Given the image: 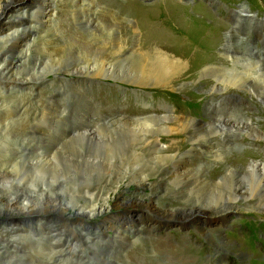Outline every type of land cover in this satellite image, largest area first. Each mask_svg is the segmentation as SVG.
Here are the masks:
<instances>
[{
  "label": "rangeland",
  "instance_id": "374dc122",
  "mask_svg": "<svg viewBox=\"0 0 264 264\" xmlns=\"http://www.w3.org/2000/svg\"><path fill=\"white\" fill-rule=\"evenodd\" d=\"M107 1L108 0H105L106 4L108 3V6H112L111 8H114L115 12L118 15H121L123 19L127 18L131 20L132 24H128L126 22L120 23L117 19L118 16L109 13L98 14L96 15V18L99 19L103 24H105L106 27L109 26V28L115 29V33L119 38H121L123 43L130 42L135 43L137 46L143 47L142 49L146 52H142L141 54L146 55V59L144 60L145 63L149 62L147 61L149 54L152 55L151 58L158 57V60L160 61H163L164 59V62L168 64L164 65V62H160L162 65H164V68H156V70L162 69L165 73L168 72L169 74H164V72H162L160 74L161 79L159 80L161 82H149V87H141L137 85L132 86V84H129L127 82L110 80L108 78L100 79L99 77L94 78L87 76L71 77L67 74H65L64 76L61 75L62 73L57 74L55 71L48 75H42L45 80H42L43 83H37L34 86V89L28 90L25 87L23 90H12L0 86V99H2L0 100V142H5L6 138L8 144L16 141L15 143H13L16 148L19 142L22 143V145H19L18 147L21 156L23 155L22 152H24L25 150H32L40 153L44 150V145L47 143V140H52L53 137L54 139H56L55 137H58V133L64 134L65 132L67 133L71 130L77 131L78 129L82 131L84 128H86L84 130L93 131L98 126L112 123L113 121L115 122L120 119L122 122L136 121V119L139 117L158 115L166 116L167 114L169 115V113H173V117H175L177 120L175 122L167 123V126L170 129H181L179 128L180 126H178L176 123L179 124L184 117H193L195 121H201L202 124L207 125L205 127L206 129H211V124L213 127H215L214 122H219V125L217 124L215 129L221 128L220 130L226 132L227 134L225 137L227 138V141H230L232 143L231 144L229 142L223 144L221 138L213 137L214 142L218 144V146L215 147L217 150L214 151V154H220V156L222 155L223 159L234 160L237 156H246L245 154L252 152L254 153V157H249L251 156V154H249L248 158H252V160H261V155H264V142L255 140L252 141L248 139V137L245 138V131H243V129H250L249 126H247L246 118H248V120L252 122L256 129H262V131L264 132V68L256 69L253 64L255 60L251 58V56L255 57V54H257V52V56H264V37L261 36L262 32L260 28H258V30L256 31V35H253L252 33L250 34V31H248V29L250 30L251 27H249L248 23L250 22L251 18H246V14L244 12H240V10L241 7H245L246 11H248L247 14L253 15L254 18L258 20V22L257 20H255V22L257 23L256 25L264 27V0ZM53 2L54 4L57 3V9L55 10V15L52 21H54L55 24L60 25V27L63 22H65L64 24L69 25L68 28L65 27L61 29L64 34L69 33L71 40L74 39L72 36H78V39H87L83 41L84 47L85 49H87V51L92 52L93 55L99 59L104 58L105 60H109L113 53L114 39L109 35L106 36L103 34H101V37L97 39H95L94 37H88L89 33L85 28L77 27L76 24L72 22L73 20L70 12H65L66 14L61 13L60 4L58 3V1L53 0ZM142 10L145 11L143 12ZM239 14L244 17V23L242 24V30L239 33L236 32L238 33V38H235L232 35L233 33L229 35V32H231L233 22L236 21V16H238ZM100 18L104 19L102 20ZM6 22V17L2 18L0 21V26L5 25ZM127 29L131 32H128ZM136 29L138 31L134 34L133 32ZM240 33L242 35H246V37H243L244 39H241ZM48 34L46 35L48 41L52 42L53 40H56L57 35ZM38 37L39 35H36L35 42L33 43V40H31L30 43H32L31 45L35 46L34 49L40 50L42 47V43L40 42V38ZM232 38L234 39V41ZM247 39H253V43L257 42L255 47L253 48V51L255 50V53L250 54V59H252L250 61H246L242 57L246 56V53L242 49H245V47L249 45L248 43L246 45L244 44ZM228 41H231L230 44L232 43V45L235 46L233 47L235 53L238 47L242 50L241 55L239 54L238 56L232 57L228 53L229 58L223 55V52L226 53L227 50L232 47L230 44H228ZM151 47L157 49L159 55L161 56L154 55L155 50L153 51L154 48ZM127 54L128 53L124 54L125 58L128 56ZM235 57L237 60L235 59ZM154 60L155 59H152V61ZM197 60H199L200 62H204L203 64L195 63V61ZM28 61L31 62L32 59H28ZM17 64L18 63L10 64V66L8 67L9 70L14 71L15 68L13 67L21 65ZM218 64L220 66H223L224 68H219ZM190 65L192 69L190 68ZM122 67L123 69H113V74L121 75L123 73V75H126L130 72L132 66L126 63ZM227 69H229V71ZM19 71V73L22 75L19 77H23L24 74H27V72L23 73L22 69H19ZM120 71L122 73H119ZM218 79H221L222 81H219ZM249 79L252 81H250ZM260 79H263V82ZM235 82H239L240 84H237ZM232 83H235L236 85H232ZM249 83L252 85H250ZM214 85H216L218 89L223 88L224 90V88H226V90L223 91V93L221 91L210 92L211 88ZM62 88H64L65 90ZM260 88L262 89L260 90ZM9 91L17 93L20 99H26L27 97L34 98L31 104L35 103L38 100L42 101L44 98H46L45 100L46 102H48V104L54 102V100L61 101L59 104L61 109H59L64 111L59 122L61 124H57L56 118L53 116V114L56 113L53 111L56 110V107H54V109L51 111L52 115L50 116L48 112V106H46L47 114H44L45 118L41 115V112H36L34 114L30 112L29 114V111L31 110L28 106H25L26 104H24L27 103V101H23V103H15L13 101V104V102H10L12 92L10 93ZM205 91H207V93H205ZM213 93L217 94L215 95ZM52 95L54 97L50 98V96ZM40 96H43V98L40 99ZM48 104L46 103V105ZM18 107L22 110H20ZM222 110L224 111L220 112ZM71 111H73V114L71 113ZM5 112L7 114H5ZM74 113L77 115H75ZM76 117L78 118V120ZM72 120L73 122H71ZM80 120L82 123L80 122ZM15 121L18 122L16 123ZM14 126L16 128H14ZM81 126L82 128H80ZM93 126L97 127L94 128ZM65 127L66 129H64ZM117 127L118 128L116 129H128L126 126L122 125H120V127L117 125ZM191 128L195 129L194 127ZM63 129L64 133L62 132ZM97 129H104V127L101 126ZM17 137H19L20 139H18ZM164 137L165 135L158 138L159 142H161L164 147H167L169 143L176 142L178 143V145L180 144V150H183V153L188 152V155H182V153L179 156L183 157L180 160L184 161L185 163L183 164V166H185L184 170L186 169L188 171L192 169V166L193 168H195L199 165L201 166L202 163H205L208 164L205 169H207L208 171L215 170L217 174L213 177H219V174L221 172L219 168L224 167V164H222V158H211L212 156H207L208 154H205L204 151L200 152L199 155H190L191 153H189V151H186L187 147H189V144L187 143V137L184 134L179 136L176 135L175 138L169 135L165 138ZM240 138H245V142H240ZM218 139H220V142ZM41 142H43L44 144H41ZM198 151L199 150L197 149L196 153H198ZM166 154L169 155L171 154V152H167ZM14 156L15 155L12 154L7 155L4 158H0V168H3L6 165L14 162ZM100 162L101 165L104 164L102 160ZM158 165L159 163L155 165V163L153 162H143L142 167L143 169L146 168L148 171H151L152 168L150 167H157ZM114 168L115 167L113 166L112 169ZM263 174L264 169L259 173V175H257L256 180L251 179L249 175H245L242 178L236 176L226 177L223 179L219 178L216 180V183H218L219 185L221 184L222 188H224L223 194L228 193L226 192V189L229 188V185H232V189L235 190V196L238 193V183L242 182L244 187L248 189L247 195H252L255 193L256 183L259 182V180L261 182H264ZM38 177L39 176H37V178ZM94 177L96 178V174L94 175ZM38 179L37 180L39 182L46 180L47 185L50 183L49 178H43V175ZM148 181L152 183L153 180L148 179ZM79 182L80 181H78V184L76 185L77 187H74L73 193L71 186L63 187L60 189V191L57 189V191L55 190L54 192L57 194L60 193L59 195L64 199L63 204H67L66 206L68 207V209L75 214V218H73L71 221L65 220V218L67 217L61 218L62 220H64L63 222L66 223V229H60L62 234L59 235L60 230H55L50 233L56 234L53 238L51 235H47L49 233V230L46 225L49 222L54 221L55 219L47 223H44L43 219L39 220L40 218H42V216L50 218L57 216L58 213L48 212L43 215H34L32 219H35L37 217V221L39 220L38 222L34 220V222H36V224L41 223L40 226L34 224V227L39 226L38 230L40 231L34 232V228L31 229L28 225L27 227L20 226L19 231L15 232V235L9 233L8 236L10 238H13L14 240L13 242H11L8 248L5 247V249L0 251V264H8V262L10 264H264V212H254V210L246 213L245 215L242 213L235 214L232 221H228L221 226L218 225L216 221L212 222V224L209 225L205 224L206 230L212 235V239H209L205 235H202V232L199 229L200 226L203 225V222L205 223V217L203 216L193 218V222L191 221L190 223L194 226H191L189 224H180L178 221L182 220L177 221V219L168 217L166 219H163L165 222L158 225L155 229L153 227V223L157 221V218H160V216L157 215L155 211H153L152 213L148 211L143 212L145 211L143 210V214L139 219L134 216L136 212L137 213L135 215L139 214L136 206L137 204L135 205L132 203L128 206L122 205L118 208H116V206L114 205L115 207L113 208L115 209L112 210L111 214H109V217L113 216L114 213L116 222H123L124 227H131L132 231L134 232L137 228V230L142 234H136L137 236H139V241L137 243H134V239L130 241L127 240L126 237H123L121 235H119L118 237L115 234L116 229H114V226H112L113 222H111L112 224L110 223V218L108 217L106 219L102 216L96 218L95 220L88 221L84 225V229L81 231L86 238L94 237L95 235L93 236V233L98 226L99 231L96 233L97 239H95L93 244L83 243L84 240H81L79 238V233L76 232V228L84 224L82 222L85 219H82L79 211L83 207L85 208L90 204V196L88 194H90L91 192L90 190H85V188H83L82 184H79ZM168 182L169 181L166 180V183ZM43 183L44 182H42L41 184ZM8 186L9 180L2 177L0 179V190H3ZM62 189L65 190L61 191ZM153 191L158 192V187L156 185L153 186ZM86 192L88 193L86 194ZM216 192L217 190H213L212 192H203L199 195H188L186 198H168L166 201L172 206H198L201 209L206 210L214 207L215 204H220L221 199H218L219 194L217 195ZM12 194L13 196L24 202V204L36 202V195L32 194L29 189L15 190L12 192ZM104 196L106 198L107 194L104 193ZM214 196H218L217 199H214ZM100 201L101 200L97 201L99 205L102 204V201ZM43 209L44 206L41 205L36 207L37 211H41ZM4 211V208L0 209V213H4ZM57 211L61 212V209L58 208ZM128 212H132L133 214H130ZM26 216L27 215H23V217L22 215L17 217L0 216V223L8 224L7 227H14L16 224L15 219L30 218ZM154 216L155 221L152 223V221L154 220ZM61 217H63V215H61ZM130 220L133 224H135V226H137L136 224H138L141 229L139 228V226L133 228L132 225H128V222ZM217 225L221 229L218 228L219 233L215 235L213 233V229L216 228L215 226ZM15 236L17 238H15ZM19 236L21 240L18 239ZM36 237H38L39 239ZM147 238L159 241L158 245H156L155 248H152V252L144 250V248L147 249ZM227 241L230 242V245L232 247L224 246V243ZM238 243L240 244L239 251L237 248ZM15 244L20 245L17 246ZM233 245H235V247ZM55 253L57 255H55ZM60 257L62 260L60 259ZM10 258L11 262L9 261ZM109 259L112 260V262L109 261Z\"/></svg>",
  "mask_w": 264,
  "mask_h": 264
},
{
  "label": "bare ground",
  "instance_id": "6f19581e",
  "mask_svg": "<svg viewBox=\"0 0 264 264\" xmlns=\"http://www.w3.org/2000/svg\"><path fill=\"white\" fill-rule=\"evenodd\" d=\"M56 1H58V3L60 4L61 13L66 14L65 12H70L72 16V20H73L72 22H74V24H76L77 27L85 28L89 33L88 37H94L95 39H97L101 37V34H103L106 36L109 35L114 39L113 40L114 47H113V53L111 57L109 58V60L108 59L105 60L104 58L99 59L96 56H94L92 52H89L87 51V49H85L83 41L87 39L85 40L82 38L78 39V36H72L74 39L71 40L69 33L64 34V32L61 29L65 27L68 28L69 25L64 24L65 22H63V24L60 27V25H57L54 23V21H52L55 15V10L57 9V3L54 4L53 0H0V21L2 18H5V17L7 19L6 24L0 26V86L1 87L9 88L12 90L14 89L23 90L25 87L28 90L34 89V86L37 83H41L42 80L44 79L42 75L43 76L48 75L50 73H53L54 71L57 74L62 73L61 75H64V76L65 74H67L71 77L72 76H78V77L87 76V77H94V78L99 77L100 79L108 78L110 80L127 82L129 84H132V86L137 85L141 87H149L150 86L149 82H154V83L161 82L159 81L161 79L160 74L164 71L162 69L156 70V68H164V65L168 63H165L164 59L163 61L158 60L159 59L158 57L151 58L152 57L151 54L148 55L147 61L149 62L145 63L144 60L146 59V55L141 54L142 52H146L142 49L143 47L137 46L135 43H130V42L123 43L121 38H119L117 34L115 33L116 32L115 29L109 28V26L106 27L105 24H103L99 19L96 18V15L104 14V13L114 14L115 16H118L117 19H118V22L120 23L126 22L128 24H132L131 20L127 18L123 19L121 15H118L115 12L114 8H111L112 6L110 7V5L109 6L107 5L108 3L106 4L105 0H56ZM152 9H146V10H152ZM242 9H245V7H241V10ZM244 13L247 14L246 10L244 11ZM100 19L103 20L104 18H100ZM252 21H255V20L252 19ZM252 21L250 20V22L248 23L249 27L252 26ZM243 23H244L243 18L241 16H238L236 18V21L233 22V27H232L233 31L231 30V32H229V35L233 33L232 34L233 37L238 38V33L242 30ZM137 31L138 30L136 29L133 33L135 34ZM145 31H148V30H145ZM128 32H131V31L128 30ZM261 32H262L261 36L264 37L263 35L264 27L263 26H261ZM47 34L57 35L56 40H53L52 42L48 41L47 36H46ZM36 35H39L38 38H40V42L42 43V47L40 50L34 49L35 46L31 45L32 43H30L31 40H33V43L35 42ZM230 42L228 41V44H230ZM230 45L232 47H230V49L227 50L226 53L223 52V55L227 56V58H229L228 53L233 57V56H238L239 54L241 55V51L243 50L246 53V56H242V57L246 61H250L253 59L255 60L253 64L256 67V69L264 68V56L262 55L261 56L255 55V57L251 56L250 52H252L253 49H250L248 47L249 45H247L245 49H242V50L239 47L238 49L236 48L237 49L236 53L238 54L234 52L233 47L235 46L232 45V43ZM151 48H154V47H151ZM154 50H155L154 55L161 56L159 55V52L157 51V49L154 48L153 51ZM125 53H128L127 54L128 56L126 55L127 56L126 58L124 57ZM250 56L252 59H250ZM28 59H32V61L29 62ZM152 59H155V60L152 61ZM160 62L161 63L164 62V65H162ZM203 62L204 61L200 62L199 60L195 61V63H199V64L200 63L203 64ZM12 63L14 64L18 63L21 65L17 67H13L15 68V70L10 71L8 67ZM126 63L132 66L129 73H127L126 75H123V73L120 71L119 73H122L121 75L113 74V69L115 68L123 69L122 66H124V64ZM190 68H191V65H190ZM219 68L223 69L224 67L219 65ZM19 69H22L23 73L27 72V74H24L23 77H19V76H22L19 73L20 72ZM227 70L229 71V69ZM164 74H169V73L164 72ZM218 80L220 81L221 79H218ZM260 80L262 81L263 79H260ZM235 83H232V85H236ZM237 84H240V83L238 82ZM261 89L262 88H260V90ZM225 90L226 88H224V90L223 88L218 89V87L214 85L211 88L210 92L221 91L223 93V91ZM59 91H60V88H59ZM263 91H264V88H263ZM9 92L10 93L12 92L11 97H10V102L14 101L15 103L16 102L23 103V101H27V103H24V104H26L25 106H28L30 108L31 111H29V114L30 112H32L33 114L36 112H41V115L44 117L47 114L46 106H48V112H49V115L51 116L52 115L51 111L54 109V107H56V110H53L54 112H56L55 114H53V116L56 118L57 124L60 122L62 115H63L62 113H64V111L60 110L61 108L59 104L61 101L54 100V102L48 104V102H46L45 100L46 98H44L42 101L41 100H38L36 102L34 101L35 103L31 104L34 98L27 97L26 99H20L17 93L13 91H9ZM205 93H207V91H205ZM53 97H54L53 95L50 96V98H53ZM42 98L43 96H40V99ZM46 103L48 105H46ZM223 111L224 110L220 112H223ZM72 112L73 111H71V113ZM5 114L7 113L5 112ZM172 114L173 113H169V115L167 114L166 116H159V115L158 116H144V117L137 118L136 121L122 122L120 119L115 122L113 121L112 123L101 125L102 127H104V129H97L101 126H98V127L96 126L97 128L93 126L94 128H96L94 130L92 129L93 131L84 130L86 129L84 128L82 131L78 129L77 131L71 130L67 133L66 132L64 133V129H66L65 127L62 130L64 134L57 132L58 137H55L56 139H54L53 137L54 140L53 139L49 141L47 140V143L44 145V150L42 152L38 153L32 150H25L24 152H22L23 154L22 156L18 149L19 145H22V143L19 142L20 144L18 143L17 144L18 146L16 148V146L13 144L16 141L13 143L9 141L11 142V144L10 143L8 144L7 138H6L5 142H0V158H4L7 155H12V154L15 155L14 162L12 163L10 162L11 164L6 165L3 168H0V179L4 177L9 180V186L3 190H0L1 191L0 192V209L1 208L5 209L4 213H2L3 211L1 212L2 214L0 213V216L1 217H6V216H9V217L16 216L17 217V216L22 215L23 217V215H27L28 217H30L28 218L27 225L23 224L22 222L23 219H15L16 224L13 227L12 232H9V233L15 235V232L19 231L20 226L27 227L28 225L31 229L34 228L33 229L34 232L40 231L38 230V227L40 226L41 223L36 224L34 220L37 221V217L35 219L34 218L32 219V217L34 215H37V216L43 215L48 212H51V213L56 212L59 215L57 214V216L50 217V218L46 216H42V218L39 219V220L43 219L44 223H47L55 219L54 221L49 222L46 225L49 230V233L47 235H51L53 238L56 234L54 233L50 234L51 232L55 230H60L61 228L63 230L66 229V223L63 222L64 220H62L61 218L67 217L65 218V220L71 221L73 218H75V214L71 212V210L68 209V207L66 206L67 204L66 205L63 204L64 199L59 195L60 193L57 194L54 192L55 190L57 191V189L60 191V189L63 187L71 186L72 193H73L74 187L78 184V181H80L79 184H82V187L85 188V190L87 191L90 190V192L92 193V194L91 193L88 194L90 196V204L87 205V207L85 208L83 207L79 211V214H81L82 219H85L84 221L82 220L83 221L82 223L84 224L76 228V232L79 233L78 234L79 238L81 240H84L83 243H87V244H93L95 239H97L96 233L99 231V226L96 228V230L93 233V236L95 235L94 237L86 238L85 235L81 231L84 229L83 228L84 225L88 221L95 220L98 217L103 216L107 219L109 217V214H111L112 210L115 209L113 208L115 206L116 208H118V207H121L122 205L128 206V205H131L132 203L135 205L137 204L136 206H137L139 214L135 215L137 213L136 212L134 216H136L139 219L141 218L143 214L142 213L143 210H145L143 212L148 211L152 213L153 211H155V213L160 216V218L156 217L157 221H155V216L153 217L154 220L152 221V223L155 221L153 223L154 224L153 227L155 229L158 225L165 222L163 219H166L168 217L172 219H177V221L182 220V221H178L180 224L191 225L190 222L193 220V218H196L198 216H203L205 217V220H204L205 223L203 222V225L200 226V228L199 227L198 228L202 232V235H205L209 239H212L211 237L212 235L206 230L205 224L209 225V224H212V222L216 221L218 225L221 226L227 223L228 221H232L233 216L235 214L242 213L245 215L246 213H249L252 210H254V212L256 211L264 212V190H263L264 182H261L259 180V182H257L255 186V193L252 195H247L248 189L244 187L242 182L241 184V183H238L237 181V183L239 184L238 193L235 196H234L235 190L232 189V185H229L228 186L229 188L226 189L227 190L226 192L228 193L223 194L224 188H222L221 184L219 185L218 183H216V180L219 178L223 179V178L232 177V176L242 178L245 175H249L251 179L256 180L257 175H259V173L262 172L264 169V155L263 156L261 155V158H262L261 160H258V159L252 160V158L251 159L248 158V155L251 154V156L249 157H254V153L249 152L248 154L244 153L246 156H237L235 157L234 160L228 159L229 161L227 159L225 160L222 158V155L220 156V154H214V151L217 150L215 147L218 146V144L214 142L213 137L221 138L223 144L230 142V141H227V138L225 137L227 134L226 132L220 130L221 128L215 129L216 125L217 124L219 125V122H214L215 127H213L211 124L212 128L206 129L205 127L207 125L202 124L201 121H195L193 117H184L183 120L179 124L176 123L178 126H180L179 128L181 129H170L167 126V123L175 122L177 120L175 117H173ZM246 120H247V126H249L250 129H243V131H245L244 137L245 138L248 137V139L252 141L255 140L259 142H264V132L262 131V129H256L255 126L252 124V122L248 120V118H246ZM71 122H73V120ZM60 124L61 123H59V125ZM117 125L119 127L120 125L126 126L128 129H116L118 128ZM189 127L190 128L194 127L195 129H192V128L190 129ZM14 128L16 127L14 126ZM80 128H82V126ZM183 134L187 137V143L189 144V147H187L186 151H189V153H191L190 155L192 154L199 155L200 152L204 151L205 154H208L207 156L209 155L212 156L211 158H222L223 160L222 164H224V167L222 166L223 168H219L221 171L219 174V177L214 178L213 176H215L217 172H215V170L208 171L207 169H205V167L208 166V164H205V163H202L201 166L199 165L195 168H193L192 166V169L188 171L186 169L184 170L185 166H183V164L185 163L184 161L180 160L183 157H179L184 152L183 150H180V146H179L180 144L178 145V143L173 142V143H169L167 147H164V145H162L161 142H159L158 140L159 137L164 136V135L165 137L169 135L175 138L176 135L179 136ZM41 137H40V140H41ZM17 138L20 139L19 137ZM245 138H240L239 139L240 142H245ZM14 140H17V139H14ZM218 140L220 142V139ZM42 143L43 142H41V144ZM197 149L199 150L198 153H196ZM167 152H171V154L167 155L166 154ZM184 154L188 155V152H185L182 155ZM101 160L104 163L103 165L100 164ZM143 162H153L155 163V165L159 163V165L157 167L155 166L150 167L152 168V170L148 171L146 168L143 169L142 167ZM113 166L115 167L114 169H112ZM95 174H96V178L94 177ZM42 175H43V178L44 177L49 178L50 183L48 185L46 184V180H43L40 182L38 181L40 180L38 178ZM37 176L39 177L37 178ZM148 179H152L153 180L152 183L149 182ZM166 180H168L169 182L166 183ZM42 182L44 183L41 184ZM154 185L158 187V192L153 191ZM20 189H24V190L29 189L32 194L36 195V198H35L36 202L35 203L29 202L30 204H24V202L19 200L17 197L13 196L12 192L15 190H20ZM63 190L65 189H62L61 191ZM213 190H217L216 194L217 195L219 194L218 199H221L220 204H215L214 207H211L206 210L201 209L198 206H192V207L172 206L168 204L166 201L168 198H178V197L186 198L188 195H192V194L199 195V194H202L203 192H208V191L212 192ZM87 193L88 192H86V194ZM104 193L107 194L106 198L104 196ZM217 197L218 196H214V199H217ZM98 200L102 201V202L100 201L102 203L101 205L97 203ZM39 205L44 206V209L41 211H37L36 207H38ZM58 208L61 209V212L57 211ZM130 214H133V213L131 212ZM61 215H63V217H61ZM109 218H110V223L113 222V224L112 223L111 224L112 226H114V229L118 230V231L115 230V234L118 237L119 235H121L123 237H126L127 240H130V241L134 239V243H137L139 241L138 239L139 236L137 235H142V234L136 228L137 226H139L138 224H136L137 226H135V224H133L131 220L128 222V225H132L133 228H136L135 229L136 233H135L134 231H132L131 227H124L123 222H120V223L116 222V219L114 218V213H113V216ZM34 224L39 225V226L34 227ZM218 225L215 226L216 228L213 229L214 231L213 233L215 235L219 233L218 228L221 229ZM191 226H194V225H191ZM139 228L141 229L140 226ZM61 234L62 232L60 230L59 235ZM15 238L17 237L15 236ZM18 239H20V236ZM147 239H148L147 249L144 248V250L152 252V248H155L156 245H158L159 241L151 239V238H147ZM224 246L232 247L229 241L225 242ZM233 246L235 247V245ZM239 246L240 244L238 243L237 245L238 251H239ZM228 249H231V248H228ZM55 255L57 254L55 253ZM10 260L11 258L9 259V261ZM109 261L112 262V260L110 259ZM8 264L10 263L8 262Z\"/></svg>",
  "mask_w": 264,
  "mask_h": 264
},
{
  "label": "water",
  "instance_id": "95a60500",
  "mask_svg": "<svg viewBox=\"0 0 264 264\" xmlns=\"http://www.w3.org/2000/svg\"><path fill=\"white\" fill-rule=\"evenodd\" d=\"M28 219H23V224H28ZM1 222V221H0ZM3 223V222H2ZM8 224H1L0 223V251L5 249V247H8L10 243L13 241L8 234L9 232H12L13 227L9 226L7 227Z\"/></svg>",
  "mask_w": 264,
  "mask_h": 264
}]
</instances>
